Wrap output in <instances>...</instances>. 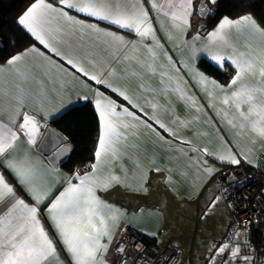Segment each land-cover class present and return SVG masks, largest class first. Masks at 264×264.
<instances>
[{
    "label": "snow or ice",
    "instance_id": "1",
    "mask_svg": "<svg viewBox=\"0 0 264 264\" xmlns=\"http://www.w3.org/2000/svg\"><path fill=\"white\" fill-rule=\"evenodd\" d=\"M218 11L219 0H33L16 24L36 43L20 48L19 39L10 41L0 32V264H49L51 257L58 256V246L69 257V264H172L175 249H168L163 261L149 260L156 256L155 251L142 246L132 251L123 240L114 243V228L121 227L128 212L104 195L124 190L146 196L152 174L165 171L157 162V153H152V163L145 167L148 153L141 150V130H149L170 147L171 141L186 146L172 147L182 154L185 166L167 169L162 179L169 190H178L194 174L206 178L195 193L198 197L224 173L216 163L236 168L253 164L248 155L252 149L238 147L221 135L222 129L216 130L219 148L210 143L194 144L178 135L179 127H188L193 121L181 120L154 96L149 99L150 94L171 89L202 112L207 110L200 104L204 98L207 108L232 128L250 132L253 146L259 142L264 147V47L242 52L231 39L232 30L242 29L264 37V26L245 11L236 18L222 16L211 31L194 29V16L215 19ZM161 14L176 30L191 35L190 40L182 41L189 50L186 59L177 58L181 49L162 42L175 37L159 35L166 31L159 20ZM98 22L127 31L134 39L102 29ZM97 42L105 46L104 57L92 50ZM204 59L213 66L209 72L231 69L234 75L221 83L196 67ZM122 60L134 62L136 69L121 73L112 67ZM173 68L183 76L174 80L169 74ZM9 73L11 82L2 79ZM149 73L159 78L162 88L144 81ZM248 76L256 77V82L247 81ZM183 77L192 80V87H198L203 95L190 97L180 86V81L187 84ZM129 78L136 81L135 86ZM76 84L85 91L76 92L73 100L69 89ZM80 103L93 110L99 125L93 159L83 171L73 170L71 175L56 179V160L71 149H61L48 167L19 146L21 138L28 148L35 146L39 130L45 126L42 120L71 116ZM161 112L169 115L167 122L160 119ZM60 140L66 142L64 137ZM126 161L137 170L131 182ZM110 163L117 167L107 168ZM260 171L264 172V166ZM234 177L235 173L221 176L225 186L218 187L220 194L207 200L200 219L209 217L222 200H227L229 207H238L231 201L232 190H239L243 181ZM260 195L264 198V191ZM142 211L138 207L133 215ZM262 224L264 219L229 221L222 235L207 244L204 264H264L253 243V229L258 231ZM152 235L155 240L156 234ZM113 249L119 261L109 255Z\"/></svg>",
    "mask_w": 264,
    "mask_h": 264
},
{
    "label": "crops",
    "instance_id": "2",
    "mask_svg": "<svg viewBox=\"0 0 264 264\" xmlns=\"http://www.w3.org/2000/svg\"><path fill=\"white\" fill-rule=\"evenodd\" d=\"M48 2H52V0H48ZM163 2V0H160ZM253 15V14H252ZM258 23L264 26V23L255 15H253ZM81 19H85V17L81 16ZM159 20L162 25L165 26L166 31H162L159 33L160 36L166 37L167 35H173L175 38L171 40H162V42L166 43V46L173 49H181L177 51L176 56L181 60L186 59L189 50L184 48L182 45V41L187 39H191V35H184L183 33L176 30L170 23L167 17L163 14L160 15ZM206 18H201L199 16L193 17V26L195 28L202 29L203 26L206 24ZM86 22H93L88 20ZM99 27L102 29H106L109 31L117 32L120 35H124L127 39H134V36L127 32L121 31L117 29L115 26L109 25L107 22H98ZM212 30V29H211ZM210 30V31H211ZM201 39L203 40L204 37L202 36ZM231 39L236 44L242 52H247L252 49H259L264 47V37H260L258 34H253L247 29L242 30H232ZM251 46V48L249 47ZM39 47V45L37 44ZM104 45L102 43L97 42L93 45V51L99 54L101 57H104ZM107 58V57H105ZM201 58H203V54H201ZM113 68H116L118 71L123 73L125 70L136 69L134 62L128 60H122L120 62H116L112 64ZM196 67L200 69V71H204L198 63H196ZM206 72V71H205ZM207 73V72H206ZM173 79H177V77L183 76V72L177 73L176 70L173 68L169 73ZM210 75L209 73H207ZM212 76V75H211ZM216 78V77H215ZM5 81H12V74H6L2 77ZM184 80H187V84L183 81H180V86L185 89V91L190 95V97L195 96H202L203 94L200 92L198 87H192L193 81L188 79V77H183ZM247 81L255 83L256 77L248 76ZM129 80L135 86L136 81L133 78H129ZM129 80H125L124 82L127 83ZM218 80V79H217ZM144 81L152 84L157 89L163 87L160 83L158 77L152 76L150 73L144 76ZM222 83V82H221ZM48 87H52L51 83L47 84ZM71 99L75 100V93L85 91L81 89L79 84L74 85L71 89ZM153 96L155 100L164 105L166 107H170L176 115L179 116L181 120H190L193 121L188 127H179L177 134L182 136L184 139L191 140L194 144L203 145L204 143H210V145L214 148H219L221 144L220 137L217 135V128L222 129L221 135L225 136L228 139H232L234 142L237 143L238 147H248L252 150L248 153L249 158L253 160V164L258 163L261 156H264V147L259 142H256L253 146L251 142V133L245 132L242 133L239 129L232 128L230 125L227 124L225 120H222L217 112L213 109L207 108L206 99L202 98L200 100V104H204L206 111H199L197 109H193L190 107L189 103H186L178 93L169 89L168 91L164 92H157L154 94L149 95V99H152ZM160 119L162 121L167 122L169 120V115L165 112L160 113ZM53 119H48L47 121H41L42 124L47 126L50 124V121ZM6 122V117H5ZM171 140L170 137L167 138ZM22 143L19 145L21 148H25L30 151V154L37 160L43 162V164L51 167L50 160L48 157L44 156L40 153L37 149V143L35 146H31L28 148L26 144L23 143V137L21 138ZM141 150H146L148 156L146 157L144 164L145 167L149 166L152 163V153H157L158 157L160 158L157 162L161 164L162 167L165 168V171L160 174H152V183L150 185V191L148 195H136L131 192H125L124 190L120 191H111L104 195V198L111 203L116 204L118 207L127 210L128 217L120 222L121 227L114 228V231L117 233V239L126 226H133L144 235L153 238V233L156 234V239L154 242L159 246L163 247L168 242L172 241L173 239H161L159 233L164 232L165 228V212L162 206L151 203L150 199H160L163 201L164 205H167L170 198H173L175 203L181 201L192 202V208L190 211L192 212L197 208V204L201 203L204 199L205 201L208 200L214 193L217 191V186L223 187L225 182L221 179V176L224 174L232 173L230 169H224L222 164L216 163L215 167L223 168L224 173L221 175H217L215 179L212 180L211 183L207 185L204 189L203 194L199 195L198 197L195 195L197 191H199V186L205 183V179L196 178L193 174V177L187 181V183H183L178 186V190L173 189L169 190V186L166 182L162 179V177L167 174V169L169 167H177L183 168L185 166V160L181 153L173 151L172 147L178 149L181 147H186L185 145H181L176 141H171L172 147L168 143L160 142L154 133L150 132L149 130H141ZM193 156L199 155L198 153H192ZM126 166L129 168V178L130 182L133 177L132 173L136 172L134 165L126 161ZM117 167L115 163H110L107 168H114ZM107 170V169H106ZM71 175V172L63 169L62 167L58 166V172L56 179L62 178L64 176ZM11 179V177H9ZM219 182V183H218ZM55 183V180H53ZM191 194V198L189 195ZM225 205V200H222ZM143 209V211L139 214L133 215L136 212L137 208ZM159 210V211H158ZM190 218V217H189ZM117 242L114 241V243ZM174 242V241H173ZM179 247V246H178ZM180 248V247H179ZM182 252V260L180 264L184 263V252L180 248ZM113 251L109 253L110 256H113ZM49 264H69V257L64 252L63 248L58 246V256H54L50 258Z\"/></svg>",
    "mask_w": 264,
    "mask_h": 264
},
{
    "label": "trees",
    "instance_id": "3",
    "mask_svg": "<svg viewBox=\"0 0 264 264\" xmlns=\"http://www.w3.org/2000/svg\"><path fill=\"white\" fill-rule=\"evenodd\" d=\"M32 2L33 0H0V32L7 35L10 41L19 39L20 48L36 43L26 33L22 32L16 24L17 17ZM249 5H255V7H250ZM245 11L255 15L264 23V0H219L218 15L215 19L206 17V24L201 31L206 32L213 29L222 16L227 15L236 18ZM17 33H19V37ZM198 64L204 71L216 77L222 83H227L231 79V76L234 75L231 69L227 73L220 72L219 70L209 72L208 69L213 66L206 59L202 63L198 62ZM76 109L71 116L66 115L64 119L56 118L50 121V124L60 131L68 139V143L72 145L71 151L67 157L61 160L59 165L69 172L75 170L78 165L84 163L90 164L92 162V154L95 151L99 135V125L93 110L90 107H85L82 103L77 104ZM228 212L230 214L229 210ZM263 230L264 224L259 226L258 231L255 228L253 229V243L257 245L259 257L264 252V249L261 247L264 245ZM150 239L153 240V238ZM173 244L177 246L174 242Z\"/></svg>",
    "mask_w": 264,
    "mask_h": 264
},
{
    "label": "rangeland",
    "instance_id": "4",
    "mask_svg": "<svg viewBox=\"0 0 264 264\" xmlns=\"http://www.w3.org/2000/svg\"><path fill=\"white\" fill-rule=\"evenodd\" d=\"M223 168L228 169L230 167L224 165ZM214 194L219 195L220 193L216 191ZM150 202L158 204L164 209L166 229L164 232H160L159 235L161 239H173L172 242L174 241L182 249L184 252L183 264H204L207 255V244L210 240L219 238L232 219L223 201L211 210V215L205 219L199 218L207 203L205 199L198 203L197 208L192 212L190 211L192 202L181 201L175 203L173 198L169 199L167 205H164L160 199L155 198H151ZM257 256L259 257L258 248Z\"/></svg>",
    "mask_w": 264,
    "mask_h": 264
},
{
    "label": "built area",
    "instance_id": "5",
    "mask_svg": "<svg viewBox=\"0 0 264 264\" xmlns=\"http://www.w3.org/2000/svg\"><path fill=\"white\" fill-rule=\"evenodd\" d=\"M261 158L256 164H242L239 168L235 166L229 168L231 172L235 173V180L243 181V185L239 190H232L231 201L233 205H238V207H229V202L225 200L233 222L264 219V215H261V210L264 209V198L260 195L264 191V172L260 171V168L264 166V160ZM86 164L88 163L78 165L75 170L83 171ZM246 177L247 179H245ZM124 229L126 231L122 230L117 242L120 240L126 241L128 249L136 251L138 246H142L149 251L156 252V256H149V260L159 259L161 261H163V256L168 249H175L176 255L172 260V264H179L182 260L180 248L175 246L172 241L163 247L158 245L157 248V244L153 240L133 226H126ZM129 236L132 239H129ZM113 256L119 261V256L115 255V251L113 252ZM260 258H264V252L260 254Z\"/></svg>",
    "mask_w": 264,
    "mask_h": 264
},
{
    "label": "water",
    "instance_id": "6",
    "mask_svg": "<svg viewBox=\"0 0 264 264\" xmlns=\"http://www.w3.org/2000/svg\"><path fill=\"white\" fill-rule=\"evenodd\" d=\"M60 137L66 138L60 131H58L51 124L41 127L39 130V136L37 138L38 151L42 153L44 156L48 157L49 160H51L52 157L56 156V154L61 149H65V148L71 149L72 145L68 143V139L66 138V142H62L60 140ZM41 147H43L44 149L43 151L40 150ZM69 152H67L65 156H61L57 158L56 163L58 164V166L60 165L61 160L67 157ZM263 235H264V230H263Z\"/></svg>",
    "mask_w": 264,
    "mask_h": 264
}]
</instances>
